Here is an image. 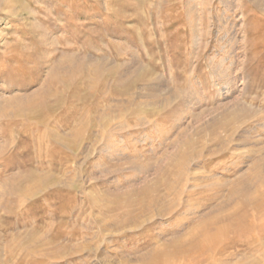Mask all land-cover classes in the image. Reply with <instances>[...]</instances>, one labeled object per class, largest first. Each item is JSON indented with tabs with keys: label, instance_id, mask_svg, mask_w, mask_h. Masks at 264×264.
Listing matches in <instances>:
<instances>
[{
	"label": "rangeland",
	"instance_id": "obj_1",
	"mask_svg": "<svg viewBox=\"0 0 264 264\" xmlns=\"http://www.w3.org/2000/svg\"><path fill=\"white\" fill-rule=\"evenodd\" d=\"M155 263L264 264V0H0V264Z\"/></svg>",
	"mask_w": 264,
	"mask_h": 264
},
{
	"label": "bare ground",
	"instance_id": "obj_2",
	"mask_svg": "<svg viewBox=\"0 0 264 264\" xmlns=\"http://www.w3.org/2000/svg\"><path fill=\"white\" fill-rule=\"evenodd\" d=\"M77 70V69H76ZM78 71V70H77ZM71 72V71H70ZM67 73V72H66ZM78 73V72H77ZM66 75V74H65ZM48 94V93H47ZM49 95V94H48ZM50 97H51V95H49ZM49 97V98H50ZM46 98V97H45ZM72 99H74V98H71V100ZM70 100V101H71ZM75 102V101H74ZM61 104V103H60ZM17 106V105H16ZM31 107V106H30ZM33 107V106H32ZM94 109L96 108L95 106L93 107ZM105 123V122H104ZM107 125V124H106ZM86 131V130H85ZM60 140H58V142H59ZM56 145V144H55ZM183 153V152H182ZM182 155V154H181ZM181 155H180V157H181ZM180 159V158H179ZM182 160V159H181ZM179 164V163H178ZM32 174V173H31ZM29 176H31L30 174H29ZM34 176V175H33ZM35 178V177H34ZM41 180V179H40ZM52 185V184H51ZM35 186V185H34ZM49 186V185H48ZM37 187H39V186H37ZM20 190V189H19ZM36 190V189H35ZM62 196V195H61ZM73 198V197H72ZM105 210V209H104ZM156 264V263H155Z\"/></svg>",
	"mask_w": 264,
	"mask_h": 264
}]
</instances>
